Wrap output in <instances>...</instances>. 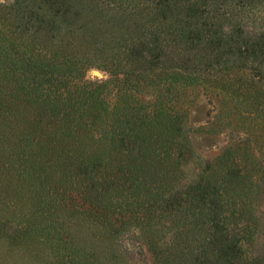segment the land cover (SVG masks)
Returning <instances> with one entry per match:
<instances>
[{
  "label": "rangeland",
  "instance_id": "374dc122",
  "mask_svg": "<svg viewBox=\"0 0 264 264\" xmlns=\"http://www.w3.org/2000/svg\"><path fill=\"white\" fill-rule=\"evenodd\" d=\"M166 2L0 0V70L25 69L59 54L62 37L74 41L70 57L76 63L96 60L111 68L112 75L88 68L82 77L111 81L112 122L128 119L146 137L132 144V157L143 153L135 170L140 193L120 182L103 201L114 214L118 209L140 221L116 222L121 225L109 241L93 245L98 259L86 263L52 256L54 246L64 254L72 239L82 245L94 230L78 213L82 202L67 199L64 175L42 165L28 179L29 170L21 175L17 164L9 167L4 159H25L30 152L25 140L15 148L0 143V264H264V58L255 54L264 46V0L171 1V11L161 13L165 50L151 56L133 4H139L141 15ZM15 4L26 16L44 12V22L34 24L36 33L2 20ZM139 80L143 84L134 93ZM135 97L140 105L121 114L122 104ZM29 111L37 113L33 107ZM120 129L108 140L115 157L122 147ZM83 139L88 141L84 134ZM96 141L89 140L88 148H96ZM102 173L88 176L86 183L108 181L109 171ZM199 178L221 193L218 228L192 225L183 217L189 215L167 202L176 188ZM37 186L43 188L39 195ZM20 240L31 244L38 259H27L29 247L19 246Z\"/></svg>",
  "mask_w": 264,
  "mask_h": 264
},
{
  "label": "trees",
  "instance_id": "16d2710c",
  "mask_svg": "<svg viewBox=\"0 0 264 264\" xmlns=\"http://www.w3.org/2000/svg\"><path fill=\"white\" fill-rule=\"evenodd\" d=\"M65 1L47 0V4L61 5ZM133 1L136 2V0ZM171 1L174 0H167V5L159 9L142 11L141 15H139L141 10L139 4H133L136 8L135 16L142 21L141 29H144L147 39L146 50H149L151 56L159 55L165 50L162 29L166 23L161 20V17L164 18L161 13L171 11ZM8 11L12 12H8L2 18L3 21H10L20 29L31 30L34 33H36L34 24H40L46 18L44 12H38V14L30 12L31 15L26 16L16 4L15 9L10 7ZM61 45L59 54H53L48 58H38L25 69L0 70V143L15 148L17 144L25 140L30 151L25 159L20 161V159L12 158L11 162L6 157L4 159L7 160L9 167L13 163L17 164L16 170H20L21 175H25L29 170L28 179H32L31 176L40 172L37 168H42V165L52 167L62 178L64 175L66 184L70 186L67 199L71 202L70 200L78 198L82 202L78 213L83 220L90 222L94 230L92 239L84 240L82 245H77L75 239L71 240L70 245L62 240L68 246L67 250L61 254L60 249L54 246L52 256L54 259L62 260L63 256L69 255L73 259L86 263L92 258L98 259L94 254L96 247L93 245L97 242L105 243L113 235L116 227L121 225L116 222L128 225L140 221V218L132 213L129 214L130 218H126L125 212L118 209L114 214L112 206L106 205L103 201L105 196L109 197L113 194L112 187L120 182L128 183V187L133 188V194L140 193L139 176L135 170L143 153L139 155V151L135 157H132L134 149L132 144L135 141L142 142L146 137L140 132V127L134 124L130 127L128 119L112 122L111 117L114 111L108 96L110 80L101 83L83 80L82 73L88 68L108 69L112 75L110 66L96 60L87 64H78L76 59L70 57L76 47L75 42L69 43L65 37L64 40L62 37ZM255 54L264 58V46ZM142 84L143 81L140 80L135 82L133 92H138ZM139 105L140 100L135 97L129 105L122 104L123 113L121 114H124L126 108ZM28 106L35 108L37 113L28 112ZM118 126L122 131L119 139L122 147L120 156L115 157L108 140L112 137L111 131L116 130ZM126 126H128L127 130ZM83 134L90 142L96 138V148H88V141H84ZM101 169L102 174L106 170L109 171L110 179L87 184L85 179ZM94 185L99 187L95 190ZM33 186L35 184L31 181L30 188ZM42 189L37 186L35 190L37 195ZM182 189L176 188L170 193L167 202L176 209H182L183 212L180 213L189 215L183 216L184 219H190L192 225L201 228L206 227L208 223L215 228L221 226V193L216 185L199 178ZM125 190L127 191V188ZM117 205L116 208L122 209L119 204ZM37 214L43 215L40 212ZM47 223L49 227L56 228L51 220H47ZM175 225L178 226L179 223ZM100 227L105 228L106 232L103 229L100 231ZM66 240L68 241L69 238ZM18 243L21 247H29L30 253L27 259H38L36 250L31 244L25 240H20Z\"/></svg>",
  "mask_w": 264,
  "mask_h": 264
}]
</instances>
